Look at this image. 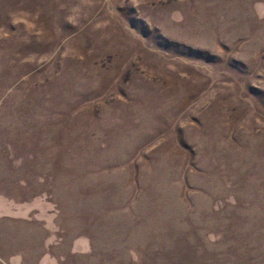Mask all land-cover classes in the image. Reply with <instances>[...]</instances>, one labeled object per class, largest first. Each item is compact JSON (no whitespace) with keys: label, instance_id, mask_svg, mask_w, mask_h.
I'll return each instance as SVG.
<instances>
[{"label":"rangeland","instance_id":"374dc122","mask_svg":"<svg viewBox=\"0 0 264 264\" xmlns=\"http://www.w3.org/2000/svg\"><path fill=\"white\" fill-rule=\"evenodd\" d=\"M0 206L67 264H264V0H0Z\"/></svg>","mask_w":264,"mask_h":264},{"label":"crops","instance_id":"0c3cea01","mask_svg":"<svg viewBox=\"0 0 264 264\" xmlns=\"http://www.w3.org/2000/svg\"><path fill=\"white\" fill-rule=\"evenodd\" d=\"M1 211L2 208L0 206V264H67L62 262L58 254L47 248L51 244H47L43 236L46 229L45 222L37 226L36 223L40 221L39 218L28 213L25 214L24 209L17 210L13 207L12 211L6 215ZM114 232L115 234L105 236L100 234L93 241L87 236L75 238L71 245V252L81 253L80 260L85 264H88L89 261L86 259L87 257L94 261H102L106 256L111 263L116 261L121 264H151L152 262V264H156L158 260L152 261L149 257L150 261L148 260V263H142L150 252L138 254L135 246L141 241L139 237L133 233V235L130 234L127 229ZM39 236L42 240H39ZM168 244L173 246V251L180 250L178 251V253L180 252V257H184L182 251L184 246L174 245L171 242H168ZM168 244L163 246L165 252L162 253L160 251L162 258L158 261L160 264H172V262L168 263L166 259L168 256V253H166ZM77 246L81 248L78 249ZM150 247V245L147 246V248L151 249ZM82 255L87 256L83 259ZM4 257L9 260L3 261L1 258Z\"/></svg>","mask_w":264,"mask_h":264}]
</instances>
